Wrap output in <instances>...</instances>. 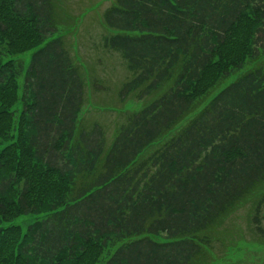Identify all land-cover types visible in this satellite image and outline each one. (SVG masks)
<instances>
[{
    "label": "trees",
    "instance_id": "16d2710c",
    "mask_svg": "<svg viewBox=\"0 0 264 264\" xmlns=\"http://www.w3.org/2000/svg\"><path fill=\"white\" fill-rule=\"evenodd\" d=\"M108 1L99 45L130 75L110 102L66 48L100 1L0 0V264H240L264 247V0Z\"/></svg>",
    "mask_w": 264,
    "mask_h": 264
},
{
    "label": "rangeland",
    "instance_id": "374dc122",
    "mask_svg": "<svg viewBox=\"0 0 264 264\" xmlns=\"http://www.w3.org/2000/svg\"><path fill=\"white\" fill-rule=\"evenodd\" d=\"M94 1H100L99 7L92 11L91 14H89V17L86 21L83 23H79L77 25V28L69 35H67L66 39V48H68V52L70 56L74 60V64L77 63V65H80L77 59L75 58V55L79 57V61L84 65L88 66L89 68L93 69V77L95 79H100L103 81L104 84L110 85V91L100 93L98 97H100V101H109L110 97H106L108 95H111L112 97H115L116 90L119 88V86L125 82L126 79L129 78L130 75L127 74V71L125 69V66L122 62V60L119 58L117 54H106L103 49L100 48L99 40L101 35L103 34V29L99 27V23L97 22V18L99 20L100 15L104 11V9L110 4V2H104V0H58V10L57 14L61 15L62 18L65 17L68 13L73 15H77L79 12L82 11L83 3L86 2H94ZM66 25L69 27V24L66 23ZM66 28V27H64ZM244 28V27H242ZM72 30V27L68 28ZM241 33V32H240ZM77 38V40H76ZM33 50L28 51L27 53L22 54L21 60L27 65L29 63L31 54ZM217 55L215 59L217 61L216 64L213 65V70H217L219 67V59L224 58V51L216 52ZM235 76L230 77L229 79L223 81L218 85V87L210 94L206 95L205 101H208L213 95H215L218 91L223 89L226 85H228L231 81H233ZM210 79L213 80V76H210ZM116 101L113 100L114 103ZM204 101V102H205ZM110 102V101H109ZM108 109L114 108L111 105L107 106ZM128 110L131 111H138L142 107V103L135 101L133 99H130L128 103L125 106ZM92 113L87 114L84 118L86 121L91 124H98L105 128V130L108 133V140L111 139V131L114 127L113 121L114 116L113 113H102L97 111H91ZM84 112L81 113L80 116L83 115ZM15 121L13 120V123L15 124L14 128H19L18 120H19V114L14 116ZM24 128V127H23ZM26 130V128H24ZM11 136H15V140L17 139V133L16 131L11 132ZM11 137V138H12ZM37 218V216L28 214L25 216H19L16 217L12 222H10L9 225H16L19 226L22 230V232H25L30 224L34 222V220ZM249 244H240L238 245L234 250L231 252H227V255L232 260H235L237 263L240 264H247L249 262L263 260L264 259V247L257 243L247 242Z\"/></svg>",
    "mask_w": 264,
    "mask_h": 264
}]
</instances>
